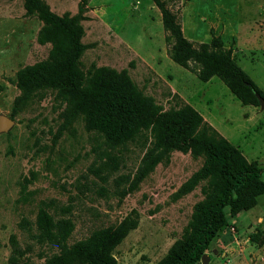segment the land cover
I'll return each mask as SVG.
<instances>
[{
	"label": "rangeland",
	"instance_id": "rangeland-1",
	"mask_svg": "<svg viewBox=\"0 0 264 264\" xmlns=\"http://www.w3.org/2000/svg\"><path fill=\"white\" fill-rule=\"evenodd\" d=\"M22 2L0 1V115L15 120L12 129L0 135V264H11L12 236L19 248L26 250L15 264H43L39 255L51 254L48 248L32 243L19 227L22 219L33 222L39 207L46 205L56 218L73 220L69 244L99 228L127 227V234L112 252L116 262L157 264L181 237L196 204L204 198L205 182L188 186L204 159L190 152L172 151L135 190L124 194L127 183L121 178L136 171L145 152L143 138L110 149L81 119L66 124L56 137L68 119L65 106L50 91L12 115L19 95L17 71L46 60L50 50L49 44L37 43L42 23L35 16H25ZM112 2L107 11L117 13L116 24L127 14L130 17L127 37L138 54L87 17L83 22L86 49L80 57L82 69L96 65L127 71L137 88L165 111L178 107V100L172 98L176 94L249 163L264 168V111L260 106L251 114L254 107L241 105L219 79L201 82L188 69L169 58L167 61L163 22L156 7L158 13L150 14L155 22L152 42L141 36V15L148 11L150 0ZM166 2L185 38L201 44L210 42L211 32L219 35L224 47L236 54L235 58L232 55L234 62L264 95V0ZM142 57H151V66ZM239 199L248 203L249 209L228 210L227 223L210 242L207 253L219 246L223 252L234 240L250 249L264 245V235L261 244L249 239L257 228L264 234V189L252 185Z\"/></svg>",
	"mask_w": 264,
	"mask_h": 264
},
{
	"label": "trees",
	"instance_id": "trees-1",
	"mask_svg": "<svg viewBox=\"0 0 264 264\" xmlns=\"http://www.w3.org/2000/svg\"><path fill=\"white\" fill-rule=\"evenodd\" d=\"M152 1L162 16L166 54L172 62L194 73L202 82L219 79L241 105L259 107L256 95L263 99L264 95L234 62L231 50L224 47L219 35L211 32L209 43H192L184 37L180 22L167 8L166 0ZM87 3L88 0H80L78 12L73 16H58L43 0H24L25 16H35L42 23L37 43L49 44L50 50L46 60L17 71L19 95L14 101L12 115L50 91L65 106L68 119L56 137L66 124L81 119L89 131L95 130L101 135L110 149L143 138L145 152L136 171L121 178L127 183L124 194L135 190L172 151L202 157L204 163L188 186L205 182L204 198L196 204L181 237L157 263L198 264L210 242L226 225L228 210L233 213L249 209V204L239 197L252 185L264 189L261 181L264 169L249 163L176 94H172V98L178 100H175L178 107L165 111L137 88L127 71L96 65L83 70L80 57L86 45L82 42L81 23L87 20ZM19 227L32 243L51 251L50 255H39L44 259L43 264H118L112 252L128 232V228L122 226L99 228L87 238L69 244L75 227L73 220L56 218L47 205L39 207L33 222L22 219ZM262 235L257 228L249 239L261 244ZM10 244V260L15 264L26 250L19 248L13 236Z\"/></svg>",
	"mask_w": 264,
	"mask_h": 264
},
{
	"label": "crops",
	"instance_id": "crops-1",
	"mask_svg": "<svg viewBox=\"0 0 264 264\" xmlns=\"http://www.w3.org/2000/svg\"><path fill=\"white\" fill-rule=\"evenodd\" d=\"M10 1L11 0H7L8 3ZM20 1H23L22 3L24 4V0H20ZM43 1L49 6L50 10L56 15L62 16L68 13L69 15L73 16L78 12V4L80 0H43ZM152 2L153 1L150 0L148 5L149 12L147 11L146 13H142L141 15L143 17V21H142L143 28L141 30L142 32L141 36L146 37L150 42H152V39L155 36L154 31H152L153 23L155 22H153V20L151 19L150 14L151 12L153 13L155 12L156 14L158 13L154 7H156V9L159 10L157 6ZM191 2L192 1H190L188 5L191 4ZM111 3H113L112 0H88V3L86 5L87 12L85 13V16L90 19V22H93L95 25L104 27L108 32H111V35L114 37V40L116 42L120 44H124L130 51H132L135 54H138L137 51L134 49V47L131 45L132 41H130L127 37L129 32L126 31V28L128 27L127 23H129L130 17H128L127 14L125 15V17L123 18L120 24H116L117 13L107 11V8L112 5ZM137 3H138L137 1L133 3V8L135 9L137 8ZM123 10L125 13L124 7ZM154 18L155 20L157 19L156 16ZM203 18L205 19V17ZM85 21L87 20L82 21L81 23L82 26H83V22ZM159 36L161 39H163L162 31H160ZM232 55L233 58H235L236 54H232ZM142 60L145 61L150 66L153 63L151 57L150 59H146V57H142ZM166 60L168 61V56ZM211 80L204 83H209ZM250 107H254V106H250ZM254 111H255V107L253 112H251V114L254 113ZM262 220L263 218H258L259 222ZM205 254L207 255V264H261L264 261V245L263 246L253 245L251 246L250 249V248H246L245 246H241L237 240H234L229 245L224 246L223 252H222V246H219V248L212 249L211 253H207V251H205ZM249 254H252V258L250 259H248Z\"/></svg>",
	"mask_w": 264,
	"mask_h": 264
},
{
	"label": "water",
	"instance_id": "water-1",
	"mask_svg": "<svg viewBox=\"0 0 264 264\" xmlns=\"http://www.w3.org/2000/svg\"><path fill=\"white\" fill-rule=\"evenodd\" d=\"M260 109L264 111V99L260 97L259 95H256ZM15 125V120L14 118H11L10 116L7 115H0V135L1 134H6L8 133L12 127ZM202 264H207V255L204 254L201 257Z\"/></svg>",
	"mask_w": 264,
	"mask_h": 264
}]
</instances>
